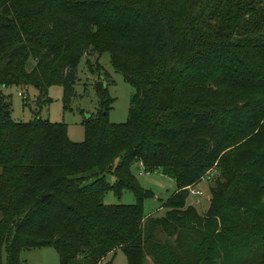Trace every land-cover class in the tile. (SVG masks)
Instances as JSON below:
<instances>
[{"label":"trees","instance_id":"1","mask_svg":"<svg viewBox=\"0 0 264 264\" xmlns=\"http://www.w3.org/2000/svg\"><path fill=\"white\" fill-rule=\"evenodd\" d=\"M103 52L133 89L128 116L107 120L100 78L79 142L12 120L0 89V264L47 246L59 264L116 248L126 264H264V0H0V87L58 84L67 102L79 58ZM133 163L174 180L162 215L143 214ZM204 177L199 214L185 200Z\"/></svg>","mask_w":264,"mask_h":264},{"label":"rangeland","instance_id":"2","mask_svg":"<svg viewBox=\"0 0 264 264\" xmlns=\"http://www.w3.org/2000/svg\"><path fill=\"white\" fill-rule=\"evenodd\" d=\"M32 66L33 60L28 58L25 68L29 70ZM100 78L104 79L102 82L105 87L104 94L109 99L107 120L112 123L124 122L128 116L133 89L109 63L106 52L90 53L79 58L75 67L72 93L67 102L62 99V86L58 84L49 85L41 95L32 86L19 88L8 85L1 86L0 89L8 98L9 116L12 120L26 122L37 116L50 122H62L66 126L68 139L79 142L83 139L84 120L87 116H90V119L96 117L98 104L94 82ZM130 170L137 183L151 193L149 198L142 201L143 214L162 215L165 210L163 203L176 188L174 180L160 170L144 172L137 163H133ZM103 175L106 182H113L114 177L111 173L105 172ZM210 184L211 181L202 178L191 187L192 190L200 191V194L189 193L186 197L185 203L194 205L195 211L199 214H202L208 205ZM134 200L133 194L127 190L121 191L118 196L107 190L102 196V202L105 204H130ZM18 257L24 264H59L56 251L51 246L22 249ZM104 260H109L111 264H126L125 256L119 248L108 253ZM3 262L4 255L2 264Z\"/></svg>","mask_w":264,"mask_h":264},{"label":"built area","instance_id":"3","mask_svg":"<svg viewBox=\"0 0 264 264\" xmlns=\"http://www.w3.org/2000/svg\"><path fill=\"white\" fill-rule=\"evenodd\" d=\"M139 167L143 170L142 166L140 163H138ZM144 171V170H143ZM146 172V171H144ZM140 173V172H139ZM205 178V177H204ZM187 190L190 194H193V195H199L200 194V191H196V190H192L191 187H187Z\"/></svg>","mask_w":264,"mask_h":264},{"label":"crops","instance_id":"4","mask_svg":"<svg viewBox=\"0 0 264 264\" xmlns=\"http://www.w3.org/2000/svg\"><path fill=\"white\" fill-rule=\"evenodd\" d=\"M187 204V203H186ZM188 205H192V204H188ZM192 206H194V205H192ZM195 207V206H194Z\"/></svg>","mask_w":264,"mask_h":264}]
</instances>
